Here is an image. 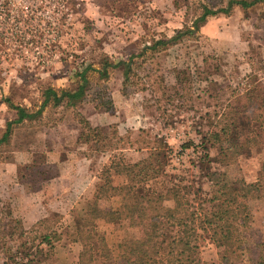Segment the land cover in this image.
<instances>
[{"label": "rangeland", "instance_id": "374dc122", "mask_svg": "<svg viewBox=\"0 0 264 264\" xmlns=\"http://www.w3.org/2000/svg\"><path fill=\"white\" fill-rule=\"evenodd\" d=\"M225 1L0 0V133L15 118L4 99L36 108L46 87L75 88L74 72L82 63L127 60L157 39L193 29L150 55L138 83L125 92L119 69L101 80L90 72L87 95L97 96L98 107L90 100L68 110L49 107L41 120L15 126L0 147V264H58L53 255H74L81 197L93 190L102 165L118 153L126 160L147 157L158 141L170 151L167 173L157 182L172 179L191 198L180 230L189 246L197 244L187 252L189 260L197 253L205 264H256L264 256V114L242 121L257 138L229 165L219 161L218 146L207 137L219 127L221 113L238 105L239 93L264 95V3L237 6L228 15L208 17L198 31L193 27L202 4L216 8ZM254 110L264 113V100ZM86 119L103 126L117 150H95L92 142L78 140L88 133ZM207 167L226 172L229 184L240 189L238 210L252 216L248 227L234 215L230 219L235 245L225 254L199 229V213L217 203L210 200ZM117 204V198L101 202L106 208ZM126 225L101 224L113 257L93 264H123L118 254L138 235ZM44 234L51 247L43 242L39 253ZM168 250V243H153L140 252V262H164Z\"/></svg>", "mask_w": 264, "mask_h": 264}, {"label": "trees", "instance_id": "16d2710c", "mask_svg": "<svg viewBox=\"0 0 264 264\" xmlns=\"http://www.w3.org/2000/svg\"><path fill=\"white\" fill-rule=\"evenodd\" d=\"M259 3H264V0H226L224 5L216 8L202 4L201 14L193 21V27L195 31H198L210 16L218 13L228 15L237 6L247 10ZM192 30L186 28L168 39H157L139 53L130 55L127 60L105 59L100 61L99 67H94L91 63H82L74 72L75 88L46 87L41 92L42 99L36 108L14 104L9 98L4 99L6 105L14 110L15 118L8 120L0 133V147L10 141L16 125L41 120L45 108L61 107L68 110L83 100H90L94 102L95 107H98L100 103L97 101V96L87 95L91 88L89 74L92 71L97 74L96 79L101 80L108 77L110 69H119L122 75V91H127L130 85L138 83L139 69L150 55L175 43L183 35L192 34ZM239 99L237 106H228V109L221 113L219 127L207 133L208 139L218 146L219 161L224 165H229L243 150L255 144L254 141L257 138L255 130L245 126L242 121L244 119L250 121L253 118L262 119L264 114L262 111L254 110L255 105L262 106L264 95L261 93L254 95L250 91L246 94L239 93ZM59 119H63L62 115ZM84 122L88 133L85 135L81 132L78 140L92 142L95 150H117L118 147L110 144L108 132L103 126H91L87 119ZM168 151H170L168 145L158 141L156 146L150 149L147 157L126 160L122 153H118L111 155L109 161L102 165L93 184V190L81 197L79 221L73 235L74 241H79L82 246L79 254L80 264H93L98 257L103 258L104 261H111L113 255L107 244L105 232L100 230V226L104 223L118 225L123 220L127 221V229H136L138 232L136 237L128 239L130 244L118 254L123 264H134L136 261L140 264H205L197 253L189 260L187 252L189 249L196 250L197 244L189 246L180 231L181 227L186 226L183 219L184 210L187 209L183 207L185 202L189 203L191 200L190 195H186L180 185L174 183L172 179L157 182L167 173ZM205 172L214 190L210 200L217 203L209 210L202 209L203 213H199L198 217L201 220L199 229L207 230L215 246L219 249L223 248L222 253L225 254L235 245L230 219L235 216L239 218L243 227H248L252 216L249 210H238L236 204L240 189L229 184L226 172L211 171V167H207ZM119 177L122 180L115 183L114 179ZM243 186L239 187L243 189ZM113 198L118 199L116 206L106 208L101 205L103 200ZM167 201H171L172 205L168 206ZM193 213L197 215L196 211ZM174 228L176 230L172 234ZM50 238V235H42L37 246L39 253L43 252L41 243L44 242L51 247ZM194 239H196L195 235ZM156 242L169 244L165 261L159 263L143 260L140 262V252ZM247 250L249 251V248ZM28 261L31 262L32 259L28 258ZM256 264H264V256H260Z\"/></svg>", "mask_w": 264, "mask_h": 264}, {"label": "crops", "instance_id": "0c3cea01", "mask_svg": "<svg viewBox=\"0 0 264 264\" xmlns=\"http://www.w3.org/2000/svg\"><path fill=\"white\" fill-rule=\"evenodd\" d=\"M167 202H170V201H167ZM168 206H171V204H168ZM39 220H41V219H38L37 221H39ZM37 221H35V223ZM31 224H34V222H32ZM72 243L77 246V252L75 254L73 252L74 255L68 254V253L63 254L62 257H59L57 254L53 255V259H56V262L58 264H80L79 254H80V251L82 249L81 243L79 241H74V239L72 240Z\"/></svg>", "mask_w": 264, "mask_h": 264}]
</instances>
